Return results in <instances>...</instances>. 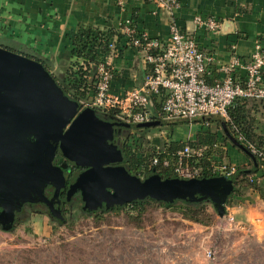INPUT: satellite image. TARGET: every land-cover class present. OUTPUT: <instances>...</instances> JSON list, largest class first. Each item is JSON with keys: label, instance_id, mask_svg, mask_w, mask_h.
<instances>
[{"label": "crops", "instance_id": "0c3cea01", "mask_svg": "<svg viewBox=\"0 0 264 264\" xmlns=\"http://www.w3.org/2000/svg\"><path fill=\"white\" fill-rule=\"evenodd\" d=\"M180 3L174 18L182 32L192 33L200 50L213 59L205 77L209 85L226 77L225 68L235 56L244 60L257 44L264 47V0H180ZM196 16L215 18L220 23L219 31L196 29ZM127 18L133 19L153 39L165 41L170 36L168 14L143 0L130 3L125 11L117 8L116 0H0V46L41 61L65 85L76 63L72 56L75 36L84 29L117 33ZM121 46L112 63L113 94L141 88L147 74L143 53ZM233 74L237 82L245 80L244 69H237ZM257 104L251 112L255 120L252 130L264 143V105ZM151 112L154 113V107ZM205 120L198 122L218 133L225 151L222 159L217 158L221 164L217 170L226 167L236 172L238 168H252V159L222 138L225 131L215 124L203 123ZM159 136L155 129L145 138L158 151H163L164 144L170 140L167 138L162 143ZM254 179L257 189H244L241 196L227 205L226 213L238 223L252 226L253 236L260 242L264 240V171Z\"/></svg>", "mask_w": 264, "mask_h": 264}, {"label": "water", "instance_id": "95a60500", "mask_svg": "<svg viewBox=\"0 0 264 264\" xmlns=\"http://www.w3.org/2000/svg\"><path fill=\"white\" fill-rule=\"evenodd\" d=\"M219 122L225 128V121ZM162 124L154 118L138 126L105 122L95 110H83L72 100L41 61L0 46V217L11 221L14 212L28 200L32 137L36 135L40 147L47 150L43 158L50 168L54 145L61 143L64 157L86 169L72 180L70 189L81 192L86 211L104 205L121 208L146 199L159 203L210 200L218 217L224 219L232 190L227 177L163 180L153 175L142 179L122 165L124 157L115 144V127L151 128ZM64 170L65 166L60 169L61 178Z\"/></svg>", "mask_w": 264, "mask_h": 264}, {"label": "rangeland", "instance_id": "374dc122", "mask_svg": "<svg viewBox=\"0 0 264 264\" xmlns=\"http://www.w3.org/2000/svg\"><path fill=\"white\" fill-rule=\"evenodd\" d=\"M201 126L176 121L157 131L162 143L188 142ZM81 207L68 211L63 224L29 214L14 231L0 230V264H264V240L219 217L202 226L152 205L142 224H132L125 210L91 216Z\"/></svg>", "mask_w": 264, "mask_h": 264}, {"label": "built area", "instance_id": "2783aa9c", "mask_svg": "<svg viewBox=\"0 0 264 264\" xmlns=\"http://www.w3.org/2000/svg\"><path fill=\"white\" fill-rule=\"evenodd\" d=\"M134 1L138 0H116V6L125 11ZM143 1L168 14L169 38L165 41L153 39L141 31L133 19H125L118 31L124 42H119V35L113 37L110 55L97 67L94 95L80 101L83 107L103 111L115 110L118 112V120L138 126L156 118L151 112L152 97L162 93L165 94V100L158 118L164 122H193L208 118H220L227 122L229 109L238 100H256L264 104V47L261 44H257L254 52L244 60L235 56L225 68L226 77L209 85L205 77L213 59L200 50L192 33L182 32L174 18L175 11L181 7L180 0ZM195 26L196 29H205L210 33H217L220 29V23L213 17L196 16ZM120 45L122 48H132L143 53L147 74L141 88L123 94H113L115 70L112 63L119 55ZM240 68L246 71L243 82H237L233 76ZM132 134L134 136L135 132ZM134 138L138 141L139 136ZM240 140L243 141L241 138ZM248 147L252 154L264 159L263 151L253 145ZM203 154L204 149L189 146L179 152L175 169L178 178L196 179L198 171L192 169L190 163L193 159L202 158ZM219 172L230 177L235 170L228 171L223 167ZM223 224L246 232L253 230L250 225L238 223L233 216L227 215ZM209 257L212 258L213 254L209 253Z\"/></svg>", "mask_w": 264, "mask_h": 264}, {"label": "trees", "instance_id": "16d2710c", "mask_svg": "<svg viewBox=\"0 0 264 264\" xmlns=\"http://www.w3.org/2000/svg\"><path fill=\"white\" fill-rule=\"evenodd\" d=\"M115 35L118 32L103 33L91 29L81 30L73 40L72 56L75 58L73 71L68 73V84L61 85L68 96L78 102L85 99L87 96L91 97L94 94V86L96 82V71L100 63L110 55V45ZM119 42H124V39L119 35ZM165 100V94L153 96L152 102L154 107V118L156 121L162 122V126L167 123L158 118L161 113L162 103ZM262 102L256 100H238L229 109V121L225 122V128L213 119H206L203 123L215 124L216 128L222 129L225 132L222 138L226 142L230 141L236 147L244 151L253 161L252 168H238L236 172L227 177L231 182L232 190L228 196L227 205L231 204L233 198L241 196L242 191L246 188L257 189L255 183V176L264 171V159L251 153L248 145H253L258 150L264 152V143L262 139L254 134L252 127L255 120L252 117V109ZM80 106H82L80 104ZM152 107V108H153ZM83 110L91 109L83 107ZM97 112L100 118L111 119L118 123H123L117 119V111H103L100 109H93ZM186 122V121H184ZM133 126V125H131ZM161 126L151 128H126V141L120 145L124 155V166L130 174L136 175L140 178L148 176H158L163 180L179 179L175 173L178 164V153L184 150L187 146L191 148H202L204 154L200 159L191 160L190 166L192 169L198 171L196 179L210 180L223 176L217 169L221 166L217 158H223L224 149L220 145L219 135L217 132H212L205 125L200 127L196 139L188 142L176 141L173 137H169V142L164 144L163 151H158L149 144L145 136ZM133 132L135 135L133 136ZM132 134V136H131ZM139 136L138 141L135 136ZM243 139V141L240 140ZM119 144V143H118ZM155 160L157 163L155 164ZM167 163L168 165H165ZM228 171L230 168H227ZM152 205L158 206L165 210L180 213L185 220L202 225L211 226L215 223L218 217L217 210L210 200L187 201L185 199H178L173 202H157L152 199L140 200L131 203L125 207L116 208L113 212L121 213L126 211L130 222L133 224L143 223L148 210Z\"/></svg>", "mask_w": 264, "mask_h": 264}, {"label": "flooded vegetation", "instance_id": "af4514ba", "mask_svg": "<svg viewBox=\"0 0 264 264\" xmlns=\"http://www.w3.org/2000/svg\"><path fill=\"white\" fill-rule=\"evenodd\" d=\"M59 84L62 85L61 82H59ZM100 119L105 122L116 123V121L111 119ZM115 130V144L118 146L120 151H122L120 145L126 141L127 130L118 126L115 127ZM32 141L34 143L32 151V182L28 200L19 210L14 212V217L11 221H6L5 218L3 219L0 217V230L10 232L14 231L19 225V222L22 220V217L29 214L50 217L54 221L63 224L66 217L65 215L68 211L73 210L77 203H81L82 211L91 216L96 215L99 212L110 213L113 212L114 209L119 208L115 206L108 209L106 205H104L101 209L86 211L81 192L79 190L70 191L72 180L77 175L85 172L86 169L74 166L64 157V154L61 151V143L54 145L53 158L51 161L52 167L50 168V165L46 164L43 158L44 154L47 153V150H45L42 146L40 147V142L36 135H33ZM122 165L124 166V162ZM64 166L67 170L63 171L64 178H61L59 175L60 169ZM50 174H52L51 178H49ZM2 212L3 209H0V214Z\"/></svg>", "mask_w": 264, "mask_h": 264}]
</instances>
